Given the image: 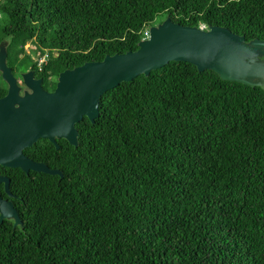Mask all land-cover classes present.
Instances as JSON below:
<instances>
[{
  "label": "trees",
  "instance_id": "obj_1",
  "mask_svg": "<svg viewBox=\"0 0 264 264\" xmlns=\"http://www.w3.org/2000/svg\"><path fill=\"white\" fill-rule=\"evenodd\" d=\"M161 15L264 40V0H0V44L54 89L139 50ZM100 102L79 147L26 148L64 175L8 168L23 223L0 218V264H264V89L172 62Z\"/></svg>",
  "mask_w": 264,
  "mask_h": 264
},
{
  "label": "water",
  "instance_id": "obj_2",
  "mask_svg": "<svg viewBox=\"0 0 264 264\" xmlns=\"http://www.w3.org/2000/svg\"><path fill=\"white\" fill-rule=\"evenodd\" d=\"M148 40L139 50L125 54L106 55L101 61L86 62L66 70L57 80L54 92L45 90L44 80H37L34 71L23 75L25 86L32 92L20 96V87L7 67L8 43L0 44V71L9 84V91L0 100V166L21 168L26 173L44 172L64 175L46 162L36 161L25 154L40 140H49L58 150L65 138L79 147L77 124L88 117L93 122L101 115V97L120 83L141 74L168 66L172 62L195 65L201 72L211 70L228 82L264 89V40L248 42L245 36L222 26L207 29L182 25L169 15L150 29ZM11 178L0 177L11 192ZM0 218L22 224L12 201L0 192Z\"/></svg>",
  "mask_w": 264,
  "mask_h": 264
},
{
  "label": "flooded vegetation",
  "instance_id": "obj_3",
  "mask_svg": "<svg viewBox=\"0 0 264 264\" xmlns=\"http://www.w3.org/2000/svg\"><path fill=\"white\" fill-rule=\"evenodd\" d=\"M20 61V60H18ZM20 63V62H19ZM18 64H13L8 58H7V61H6V64H7V67L11 70V73L14 77V79L17 81V85L20 87V96H24L26 92H32L30 89H28L25 84H24V78H23V75L26 74L27 72H31V71H34L36 73L35 77L37 80H40V79H43L40 77V74H38L32 67L31 69H28L27 71H24L22 68L19 69L18 67ZM44 80V79H43ZM0 84H1V89H5L6 90V93L3 95V96H0V100L5 98L8 94V91H9V84L4 80L3 78V73L0 71ZM43 86L45 88V90H47L48 92H54L56 87L54 89H51V88H47L45 83H43ZM41 141V140H40ZM49 141V140H48ZM52 143V142H51ZM38 144V143H36ZM35 147V146H34ZM25 151V154L28 155L26 153V149L24 150ZM30 156V155H28ZM31 157V156H30ZM34 159V158H33ZM37 161V160H36ZM10 167H2L0 166V177L1 176H7V177H10L12 179V177L10 176L9 174V169ZM12 168V167H11ZM21 169V168H20ZM0 192L2 194V196L9 200V201H12L13 204H14V198L16 197L15 194L12 192V180H11V192L13 194V196H11V194L7 191V187H6V183L3 182L0 184Z\"/></svg>",
  "mask_w": 264,
  "mask_h": 264
},
{
  "label": "built area",
  "instance_id": "obj_4",
  "mask_svg": "<svg viewBox=\"0 0 264 264\" xmlns=\"http://www.w3.org/2000/svg\"><path fill=\"white\" fill-rule=\"evenodd\" d=\"M199 28H201V29H207V27L205 25H201ZM150 29L151 28L149 27L146 30V34H145L144 40H148L149 39V36H150V33H151ZM50 57H51L50 53L49 52H46L45 55H42L41 57L38 58L37 62H38V67H39L40 71H43L44 68H45V66L49 64Z\"/></svg>",
  "mask_w": 264,
  "mask_h": 264
},
{
  "label": "rangeland",
  "instance_id": "obj_5",
  "mask_svg": "<svg viewBox=\"0 0 264 264\" xmlns=\"http://www.w3.org/2000/svg\"><path fill=\"white\" fill-rule=\"evenodd\" d=\"M168 16H169V15H168ZM168 16H167V17H168ZM163 18H164V15L158 16L157 19L154 21V23H153L152 26H154V25H158L159 23H161ZM152 26H150V28H151ZM34 47H35L34 44L30 43V44H27V45L25 46V50H26V52H27L28 55H32V56L37 60L38 57H37V54H36L35 51H34V50H35ZM31 67H32L31 65H27V67H25L24 70L31 69Z\"/></svg>",
  "mask_w": 264,
  "mask_h": 264
}]
</instances>
